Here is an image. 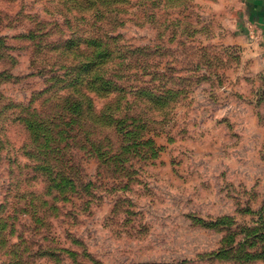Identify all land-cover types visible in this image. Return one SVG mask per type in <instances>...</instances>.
Returning a JSON list of instances; mask_svg holds the SVG:
<instances>
[{
    "label": "rangeland",
    "instance_id": "rangeland-1",
    "mask_svg": "<svg viewBox=\"0 0 264 264\" xmlns=\"http://www.w3.org/2000/svg\"><path fill=\"white\" fill-rule=\"evenodd\" d=\"M242 7L0 0V264H264Z\"/></svg>",
    "mask_w": 264,
    "mask_h": 264
},
{
    "label": "crops",
    "instance_id": "crops-1",
    "mask_svg": "<svg viewBox=\"0 0 264 264\" xmlns=\"http://www.w3.org/2000/svg\"><path fill=\"white\" fill-rule=\"evenodd\" d=\"M243 37L259 45L264 55V0H242Z\"/></svg>",
    "mask_w": 264,
    "mask_h": 264
}]
</instances>
